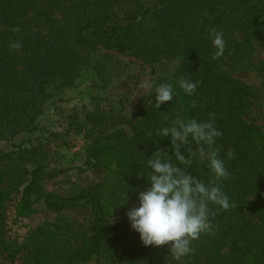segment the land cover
Masks as SVG:
<instances>
[{
    "label": "trees",
    "instance_id": "obj_1",
    "mask_svg": "<svg viewBox=\"0 0 264 264\" xmlns=\"http://www.w3.org/2000/svg\"><path fill=\"white\" fill-rule=\"evenodd\" d=\"M213 30L226 42L218 59ZM14 41L22 47L10 51ZM259 47L264 0H0V143L11 145L0 148V264H264V126L252 118L256 97L264 99V59L252 61ZM125 58L149 67L154 85L130 112L120 106L125 99L110 96L121 82L142 79ZM162 64L172 67L160 72ZM248 66L258 89L234 75ZM85 71L99 91L68 108L64 95ZM181 77L200 82L194 95L179 87ZM161 83L172 85L173 100L155 108ZM209 113L230 172L220 187L237 207L209 205L215 235L201 234L178 261L168 245L145 247L126 213L151 186L147 159L158 148L173 151L161 129ZM68 135L83 140V162L73 167L53 163L52 142ZM97 170L102 178L91 183L68 175ZM185 170L215 183L206 158L197 155ZM59 178L68 186L48 190ZM11 201L19 218L53 217L12 238Z\"/></svg>",
    "mask_w": 264,
    "mask_h": 264
},
{
    "label": "clouds",
    "instance_id": "obj_2",
    "mask_svg": "<svg viewBox=\"0 0 264 264\" xmlns=\"http://www.w3.org/2000/svg\"><path fill=\"white\" fill-rule=\"evenodd\" d=\"M11 31L19 32L20 29L14 27ZM211 36L216 49L212 58L218 59L224 55L226 42L222 32L213 30ZM21 47L19 42L9 44L10 51L19 50ZM178 83L185 94L191 96L195 94L200 82L181 77ZM142 87L148 89L154 85L151 81H145ZM172 100L173 87L170 83L155 86V108H160L163 103ZM209 117L207 121L177 117L171 121V126L161 129V136L171 137L173 151L168 154L165 149L158 148L147 159L152 170L147 178L151 186L139 192V206L132 207L126 213L130 227L140 234V240L145 247L168 245L172 257L178 261L194 251L192 243L201 234L215 235L211 220L215 212L209 205L219 206L225 211L237 207L235 203L229 202V197L220 187V181L228 180L230 172L219 158V148L214 146L216 138L222 132L215 127V114L209 113ZM164 119L167 120L168 117L165 116ZM193 143L196 145L195 151L186 147ZM182 147L185 148L184 152L181 151ZM185 152L188 156H185ZM197 155L202 160L207 159L208 167L214 174L215 183L211 186L185 170L191 166ZM228 156L232 158L234 153L230 151ZM173 157L178 162L175 165L172 163Z\"/></svg>",
    "mask_w": 264,
    "mask_h": 264
},
{
    "label": "rangeland",
    "instance_id": "obj_3",
    "mask_svg": "<svg viewBox=\"0 0 264 264\" xmlns=\"http://www.w3.org/2000/svg\"><path fill=\"white\" fill-rule=\"evenodd\" d=\"M264 59V48L259 47L254 53V58L252 59L253 63H259L261 60ZM125 60L129 63V71L130 72H136V73H142V79L138 84H136L134 81L131 82H121L123 85L119 88V90L115 89L113 93H110V96L114 94L115 97H119L123 100L121 102V107L126 109L127 112H130L131 109L134 107V105L137 102V99L141 96L146 94L150 88L145 89L142 87V84L145 81H150L149 71L150 68L142 64L138 60L125 58ZM172 67L171 64H162L158 66V69L160 72H166ZM235 77L238 79L246 82L247 84L252 85L255 87V89H258L259 87V78L257 76V73L254 69L251 67H246L242 70H235L234 71ZM99 80L95 76V74L91 71H85L82 76L77 80V86L73 89L67 92L64 95V103L68 108H73L77 104L80 103L81 100L88 101L92 95H95L99 90L95 86ZM119 105V104H118ZM253 113L252 118L255 120V122L259 125L264 126V99L259 96L256 97V103L253 106ZM56 128L59 130L61 129V126L59 128L56 125ZM26 138V134H22L18 137L16 141L22 140ZM67 142L62 140H56L53 141L52 144L54 146V160L53 163L56 165H61L64 167H73L76 165H79L83 162V140L82 137H71L66 136L65 138ZM70 141V142H69ZM11 145L9 143L2 142L0 143V148H9ZM69 177L72 178V180L80 181V182H96L102 178V172L97 171H90L84 174H78L74 171L69 172ZM68 186L67 183L63 182L61 178H59L57 181L49 183L47 186L48 190H55L59 189L60 187H66ZM53 215L42 212L39 213L31 218H19L15 214V202L11 201L8 203V230L10 237H21L24 236L26 231L28 230L29 225H35L41 221H43L46 218H51Z\"/></svg>",
    "mask_w": 264,
    "mask_h": 264
}]
</instances>
